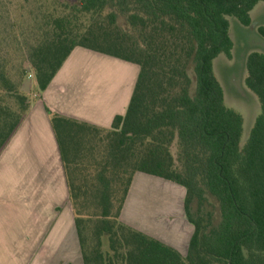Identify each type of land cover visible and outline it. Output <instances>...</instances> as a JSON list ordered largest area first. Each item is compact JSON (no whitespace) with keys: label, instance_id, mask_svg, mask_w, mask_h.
Segmentation results:
<instances>
[{"label":"trees","instance_id":"obj_1","mask_svg":"<svg viewBox=\"0 0 264 264\" xmlns=\"http://www.w3.org/2000/svg\"><path fill=\"white\" fill-rule=\"evenodd\" d=\"M55 1L61 9L35 20L17 70L0 39V153L28 113L31 72L44 92L76 48L139 68L111 129L50 113L84 264H264V54L246 60L261 114L244 145V119L214 71L220 55L232 56L230 20L252 26L264 0ZM257 31L264 38V26ZM137 174L185 190V256L122 222Z\"/></svg>","mask_w":264,"mask_h":264},{"label":"crops","instance_id":"obj_2","mask_svg":"<svg viewBox=\"0 0 264 264\" xmlns=\"http://www.w3.org/2000/svg\"><path fill=\"white\" fill-rule=\"evenodd\" d=\"M258 5L251 12V20ZM261 26L264 25L252 23L254 31ZM105 56L76 48L49 87L33 94L28 113L1 151L0 264H84L66 172L50 113L103 129H111L114 118L125 115L137 77L134 84L124 78L117 87L108 85L106 80L100 86L99 79L95 84L87 85L92 75L85 72L84 62L103 61ZM152 177L135 175L121 220L172 245L182 254L192 236V228L186 227L191 231L189 237L185 234L178 237L176 230L170 229L162 220L156 223L153 218H148L151 224L162 227L155 230L148 228L145 219L135 223L126 216L128 210L139 207L147 210L142 207L147 201L139 194L142 184L173 191L169 183ZM177 200L162 207V213L166 216L176 214Z\"/></svg>","mask_w":264,"mask_h":264},{"label":"rangeland","instance_id":"obj_3","mask_svg":"<svg viewBox=\"0 0 264 264\" xmlns=\"http://www.w3.org/2000/svg\"><path fill=\"white\" fill-rule=\"evenodd\" d=\"M57 4L58 2L55 0H7L5 6L0 9V16L4 17L0 20V39L3 43L2 47L5 57L14 70H17L26 60L29 49L32 46L33 41L30 39L29 33L34 27H37L35 20L40 19L45 12L53 10L54 7L61 9V5ZM230 21V34L233 42L232 56L229 58L226 55H220L214 62V71L223 87L226 106L241 114L244 119V131L241 140L242 145H244L249 139L257 117L261 114V106L257 96L245 84L247 77L246 60L252 52L264 54V38L258 31H254L252 26L245 27L236 19H231ZM252 23L256 26L264 25V3L258 5L252 16ZM103 58L105 59H102L103 61L98 60L99 62L91 60L84 62L83 66L87 67L85 72L92 75L87 85H93L96 83L95 80L99 79L100 86L106 80L108 85L117 87L124 78L129 83L134 84L139 71L138 66L113 57L105 56ZM30 74L34 76L32 72ZM27 80L28 86L25 92L33 97L37 90L35 77L32 79L27 77ZM172 153L176 158V144L172 148ZM152 178L159 180L156 177ZM167 183L171 185V190L173 191L169 192L161 186L154 187L142 184L139 194L147 201L142 206L147 210L144 211L141 207L128 210L126 216L130 217L135 223L145 219L148 222V228L155 230L158 227L161 230L162 227L159 224H151V219L153 218L154 222L162 220L163 224H169L170 229L176 230L178 237L183 234L189 237L191 232L189 229L192 228L193 230V227L184 217L185 190L170 182ZM177 198L175 209L177 213L170 216L163 214L162 207L166 206L167 203H174ZM142 214H145V216L143 217ZM161 215L163 218H160ZM149 217H151L150 220L148 219ZM186 227H189V229L186 230ZM165 233L167 232L165 231ZM188 245L189 243L183 247L182 255L184 256L187 253ZM169 246L173 247L172 245Z\"/></svg>","mask_w":264,"mask_h":264},{"label":"built area","instance_id":"obj_4","mask_svg":"<svg viewBox=\"0 0 264 264\" xmlns=\"http://www.w3.org/2000/svg\"><path fill=\"white\" fill-rule=\"evenodd\" d=\"M29 79H32L34 76L32 74H29Z\"/></svg>","mask_w":264,"mask_h":264}]
</instances>
